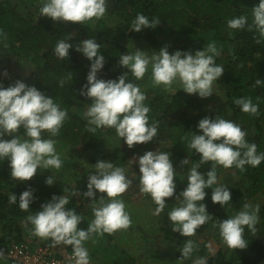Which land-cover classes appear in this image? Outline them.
<instances>
[{"label":"trees","instance_id":"obj_1","mask_svg":"<svg viewBox=\"0 0 264 264\" xmlns=\"http://www.w3.org/2000/svg\"><path fill=\"white\" fill-rule=\"evenodd\" d=\"M38 1L0 0V33H3L0 35V73H3L5 69L8 73L7 77L0 75V85L7 87L13 83L10 73L19 58L23 59V63L29 61L33 64L29 78L21 81L29 86H35L39 91L50 96L68 113V119L60 129L59 135L51 137L57 141L56 146L58 145V150L62 154L63 164L67 163L68 158L74 154L76 148H79L82 153L92 152L86 156L93 158L90 161L95 166L96 154L93 152H99L104 144H109L110 135L115 133V130L110 128H100L95 133H90L87 131V120L81 117L82 109L86 111L92 103L90 99L79 94L81 87L86 84L91 62L75 48L87 38L94 39L100 45V54L104 56L105 63L102 70L97 73V78L101 79L99 75L104 74V80L116 79L127 72V69L119 66V57L122 54L131 53L130 48L122 43L126 37L133 42L143 40L154 51L167 46L159 41L160 36L173 38L172 45L167 46L170 54L176 50L191 51L194 54L195 51L206 47L210 41H215L220 49V55L215 58V63L222 65L225 70L219 80L214 83L217 88L215 97L220 99L217 110H210L208 98H199L196 94L189 95L177 86L170 91L172 94L170 101H164L163 96L159 97L157 89H146L144 85L151 77L150 69L146 72L144 81L136 80L131 72L128 73L129 82L144 88L141 90L146 94L144 103L150 108L149 123L153 121L158 123L156 137L153 141L144 144L143 148L150 151L160 149V152L169 153L172 164H177L183 157H188L193 163L199 162V155L188 147V139L193 133L202 134L197 127L199 120L204 117L220 116L239 124L247 133L246 140L257 145L258 153H264V85L254 86L256 79L264 81V39L257 44L259 34L255 29L249 31L248 25L240 30H233L227 26L228 20L241 15L246 16L248 24H251L252 8L259 4V0H106L107 9L103 18L82 24L54 22L51 18L40 16L39 7L36 11L32 9L34 3ZM138 13L147 16L150 21L158 18L160 24L154 29L144 28L139 33L131 32V23ZM70 35L73 37L67 42L71 43L73 48L69 49V58L59 59L54 54L56 43ZM69 73L73 77L71 80L66 79ZM61 79L66 80L63 87L59 84ZM242 97H251L253 103L258 104L259 116L244 113L238 105L233 103L235 99ZM18 134H23L22 128ZM42 135L44 138H50L48 132ZM162 141H165L166 147L162 146ZM102 155L101 161L108 160L114 166L125 169L127 178L132 180L131 189L139 187V173L131 174V176V170L128 171L124 166L127 163L126 155H120L116 151L111 154L105 152ZM213 163L201 165L198 171L205 174L211 170ZM135 165L139 169L138 164ZM69 167L75 168L78 174L82 175L87 166L82 164L76 166L70 163ZM222 167L216 165V171ZM231 169H234L237 176L243 179L244 184L242 187L229 190L231 201L223 207L213 204L212 189H205L207 195L201 203L207 205L206 210L212 218L200 226L196 234L220 236L218 227L214 225L220 220L227 219L224 209L240 211L243 204L250 199V204L260 205V211L256 233L252 234L245 228L244 238L248 243L247 248L231 249L224 243L229 250L227 254L222 249L212 253L207 243H198L193 239L194 236L182 237L179 233L172 231L170 222L162 224L158 221V224L152 227L151 237L144 229H138L141 233L138 234L140 239L149 248L153 247L156 252L163 246L157 242L155 234L160 237V243L164 241L173 244L174 252H171L168 258L158 259L161 262L158 264H162L164 259L163 264H181L178 260L179 250L188 239L194 240L197 250L182 264H193L198 257H207V264L264 263V200L257 198L258 194L264 192V161L255 168L246 165L244 171H240L235 166ZM10 171L8 161L0 160V253H3L0 259L5 261L4 264H18L7 259L4 254L9 250L10 245L19 244L26 237L31 238L32 245L52 246L51 239L32 236V226L25 227L23 221L28 215L40 211L41 205L49 202L53 195L66 196L69 199L66 209H74L76 214L83 217L78 228L87 229L94 218L91 202L81 201L73 205L76 201L75 197L80 196L82 191H86V178L85 188L81 187L84 189L81 190L70 180L58 178V172L54 175L50 174V169L49 171L38 169L32 179L24 182L11 178ZM50 175L54 179V184L48 186L45 180ZM75 182L78 183V181ZM174 182L175 195L165 199L166 206L161 212L166 219L168 213L182 202L179 194L186 188V184L180 179ZM29 187L34 190V200L29 205V211L25 212L19 208V195ZM10 193L17 196L16 204L9 203ZM141 199H148L149 205L155 211L157 205L150 195L146 194V197ZM109 237L112 236L109 235ZM52 247L63 252L71 246L61 244ZM125 260L132 263H124ZM132 260L128 255L121 262L137 264ZM121 262H115V264H121Z\"/></svg>","mask_w":264,"mask_h":264},{"label":"clouds","instance_id":"obj_2","mask_svg":"<svg viewBox=\"0 0 264 264\" xmlns=\"http://www.w3.org/2000/svg\"><path fill=\"white\" fill-rule=\"evenodd\" d=\"M106 0H42L40 16L51 18L52 21L85 23L103 18L106 13ZM252 23L244 15L228 20L227 26L233 30L244 29L259 34L256 43L264 39V0L252 8ZM160 24L158 18L151 21L138 13L131 23V32L139 33L144 28H155ZM3 35V33H0ZM231 35V33H230ZM66 39L59 40L54 48V54L59 59L69 58L72 44ZM6 46V45H5ZM75 50L83 54L90 63V68L79 94L92 101L84 113L87 120V131L95 133L100 128L115 130V134L124 141L129 149L134 145L147 144L157 135L158 123H149L150 108L145 105L146 94L139 85L128 81L131 72L136 80L143 79L146 72L151 71L155 86L163 85L171 88L174 83L189 95L196 94L199 98H208L214 91L213 86L224 73V67L215 63L220 55V49L215 41H210L202 50L193 54L191 51L176 50L169 53L167 46L156 52L134 50L130 54L119 57V66L127 72L116 79H98L97 73L102 70L105 59L100 54V45L94 39H84ZM7 77L5 69L0 73ZM73 77L69 73L66 79ZM65 79L59 84L63 87ZM264 85V81L256 79L254 86ZM240 110L251 116H259V106L251 97H242L233 101ZM68 119L67 110L39 91L35 86H29L21 80H15L7 87L0 85V160H7L10 176L19 181H29L37 170H59L63 161L56 150V137L64 122ZM198 130L202 134L193 133L188 139V147L199 155V162L193 163L188 170L187 186L179 194L182 202L168 213L172 231L182 237H191L196 230L207 223L212 216L208 214L207 205L201 203L212 189L211 201L221 207L231 201V192L223 185H217L216 165L224 168L235 166L240 171L245 166L253 168L264 161V153L257 152V145L246 140L247 133L234 121L220 116L204 117L198 122ZM23 129V134H18ZM48 132L50 138H44L42 133ZM5 136L12 137L4 139ZM138 163L139 186L142 193L151 196L157 205L156 215L165 208L166 198L175 195L176 175L170 154L167 152L145 151L142 156L130 160ZM214 162L211 170L201 174V165ZM181 165H187L189 159H184ZM206 176V178H205ZM45 184H54L52 175ZM132 180L127 178L125 169L114 166L110 161H97L95 171L89 173L87 191L83 196L92 200L93 219L86 230L78 228L83 217L74 209H66L69 199L53 195L51 200L41 205V210L28 215L23 221L25 227L31 225V234L41 239H51L52 246L66 245L72 248L74 264H90V257L84 242L96 236L113 234L119 230L128 229L131 224L127 206L120 197L131 186ZM213 185H217L213 187ZM104 193L96 199V193ZM34 190L29 187L19 195V208L29 211V205L34 200ZM76 194L77 191H76ZM178 198V197H176ZM10 204H16L17 196L8 195ZM259 204L245 202L240 211L233 217L220 220L219 234L228 248L244 250L248 243L244 238L245 228L252 234L257 231L259 222ZM55 248V247H54ZM197 245L191 239L186 240L179 250V261L189 259ZM3 253H0L2 256ZM193 264H207V257H198Z\"/></svg>","mask_w":264,"mask_h":264},{"label":"rangeland","instance_id":"obj_3","mask_svg":"<svg viewBox=\"0 0 264 264\" xmlns=\"http://www.w3.org/2000/svg\"><path fill=\"white\" fill-rule=\"evenodd\" d=\"M14 1H18V0H14ZM39 1L34 3L33 5L34 8H32L33 11L38 10L37 9L38 7L39 9L42 7V0L41 2ZM158 39L161 43L167 46H170L173 43V38H169L166 36H160V38ZM122 43L130 48L131 53L137 49L145 51V52H149V54H151L152 52H156L152 50L149 47V45L143 40H139L138 42H133L130 38L126 37L124 38ZM32 68H33L32 63H30L29 61H26L23 63V59L19 58L17 62L15 63L13 70L10 73L12 82H14L15 80H23L25 78H29ZM99 76L101 79H105L104 74H100ZM142 81H144V79H142ZM144 85L146 89L147 88L157 89L159 97L163 96L164 101H170L171 95H172L170 91L172 89H175V86L180 87L178 83H174L171 86V88H165V86L163 85L155 86L152 82L151 77L146 81ZM141 89H144V88L142 87ZM216 90L217 88H215V84H214L213 86L214 93L212 94L214 96L211 97L212 96L211 95L210 97H208V99L205 98L209 100L210 110H217V105L220 104V99L215 97V95L217 94ZM84 113H85V109H82L81 117L83 118H85ZM11 138L12 137L10 136L4 137V139H11ZM109 139H110L109 144L108 143L104 144V146L101 147L99 152H93L94 154H96L95 155L96 162L101 161V159L103 158V155H102L103 153L108 152L109 154H111L116 151L120 155L127 156V163L124 166L125 168H127L128 171L131 170V173L129 172L130 175L131 174L136 175L137 173H139V169L135 165L138 163L135 161L131 163L130 160H132L134 156L138 158L139 156H142L145 151H150V150L144 149L143 148L144 144L134 145L133 148L129 149L127 145L124 143V141L120 139L115 133L113 135H110ZM166 141H169V140H166ZM57 146H56V150L59 153L60 157H62V154L58 150ZM162 146L166 147L165 141H162ZM263 150H264V147H263ZM153 151L160 152V149H156ZM89 153H92V152L89 151L86 153H82L81 149L76 148L74 154L68 158L69 161L63 164L62 167L58 171L56 169H50V171L48 169V171L50 174H53V175L58 172L57 174L58 178H62L63 180L68 179L70 180V182H73L74 186H78L80 187L81 190H84L82 188H85V185H84L85 178L88 181L89 173L95 171V166L93 165V162L90 161V160H93V158L86 156ZM186 158L189 159L188 157H183L182 159H180V161L177 164H173V167L176 173L174 180L180 179L187 186L188 170L191 168L193 162L189 160V163L187 165L182 166L180 162ZM70 163H74L76 166L79 164L87 166L85 169V173H83L82 175L78 174L75 168L69 167ZM75 181H78V183ZM243 184H244L243 179L237 176L236 171L234 169L222 167V169L217 171V185H223L227 187L228 190H231L234 187L235 188L242 187ZM217 185H215V187ZM86 191H87V188H86ZM83 193L84 191L81 192L80 196L75 197L76 201H74L73 205H76L80 203L81 201L83 203H85L88 200L92 202V200H90L89 198H84ZM105 195L106 194L104 193L97 192L95 198L99 199L101 196H105ZM141 197L145 198L146 194L140 191V186L137 188L134 187L132 189L130 186L127 189V191L124 194H122V196L120 197L125 202L127 206L126 210L129 212L130 218L132 221V224L128 229L116 231L115 233L111 234L112 236L111 238L109 237V234H104L103 236L93 235L91 239L84 242V246L87 248L89 252L90 260L92 262L96 264H102V263H108V262L115 264V262L119 263L121 262V260H123L124 258H127L129 255V257L134 260V261L132 260L133 263L135 262L137 264H158L160 262L158 261V259L168 258L171 252H174L175 248H173V244L171 242H164V241L160 243L159 242L160 237L158 236V234H155V238L157 242L161 246H163V248L161 247L162 249H159V251L157 252L153 249V247L149 248V246H147L145 242L140 239L138 234H141V233L138 231V229H144L146 234L149 233L148 235L151 237L152 227H155L156 224H158V221L162 222V224L165 222H170L168 218L167 219L164 218L163 214L161 213L159 215L154 214L155 211L152 209V206L149 205L148 199H141ZM257 198L258 200H264V192H262L261 194H258ZM247 201L249 203L250 199ZM228 209L229 208L224 209L226 218L233 217L239 211V210L229 211ZM212 235L213 234H205V235L195 234L193 239L198 241V243H203V244L207 243L212 253L216 252L219 249H222L225 252V254H227L229 250L224 245V242L221 236L214 237ZM144 239L147 240V238H144ZM163 261H165V259ZM163 261H162V264H163ZM4 262L2 259H0V264H4ZM125 262L132 263L128 260H125L124 263ZM122 263L123 262H121V264Z\"/></svg>","mask_w":264,"mask_h":264},{"label":"built area","instance_id":"obj_4","mask_svg":"<svg viewBox=\"0 0 264 264\" xmlns=\"http://www.w3.org/2000/svg\"><path fill=\"white\" fill-rule=\"evenodd\" d=\"M30 237L19 244L10 245L5 257L18 264H74L72 248L59 252L46 244L32 245ZM90 264H96L90 260ZM109 264V263H104Z\"/></svg>","mask_w":264,"mask_h":264}]
</instances>
